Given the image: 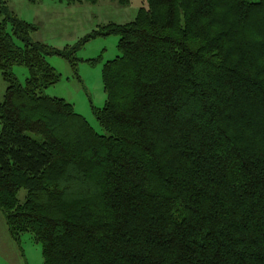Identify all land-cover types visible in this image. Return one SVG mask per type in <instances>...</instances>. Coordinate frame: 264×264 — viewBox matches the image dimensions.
<instances>
[{
	"label": "trees",
	"instance_id": "obj_1",
	"mask_svg": "<svg viewBox=\"0 0 264 264\" xmlns=\"http://www.w3.org/2000/svg\"><path fill=\"white\" fill-rule=\"evenodd\" d=\"M142 2L133 20L57 49L0 0L9 232L32 233L44 264H264V0ZM111 34L99 133L45 92L61 79L47 57L77 73V51Z\"/></svg>",
	"mask_w": 264,
	"mask_h": 264
},
{
	"label": "rangeland",
	"instance_id": "obj_2",
	"mask_svg": "<svg viewBox=\"0 0 264 264\" xmlns=\"http://www.w3.org/2000/svg\"><path fill=\"white\" fill-rule=\"evenodd\" d=\"M143 0H131L124 7L116 0H100L96 4L88 2L67 4L58 0H45L33 4L29 0H9L10 7L17 15L39 28L32 34L35 41L53 48L63 49L74 46L101 25L110 22L124 24L133 20ZM119 36L99 35L89 39L78 51L80 59L76 73L70 63L58 55L47 57L49 63L61 74L60 81L45 90L52 97H60L74 105L99 133L104 130L97 120L94 109L102 108L106 102L102 71L104 64L119 55ZM19 45L22 43L15 40ZM14 73L24 84L29 75L28 68L16 65ZM8 84L0 71V103L4 99ZM21 190L20 198H25ZM0 264H44L42 244L30 232L24 233L16 242L8 229L7 222L0 210Z\"/></svg>",
	"mask_w": 264,
	"mask_h": 264
}]
</instances>
